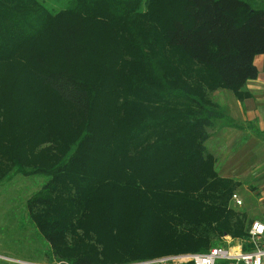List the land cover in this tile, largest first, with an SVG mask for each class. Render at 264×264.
I'll return each instance as SVG.
<instances>
[{"label":"trees","instance_id":"16d2710c","mask_svg":"<svg viewBox=\"0 0 264 264\" xmlns=\"http://www.w3.org/2000/svg\"><path fill=\"white\" fill-rule=\"evenodd\" d=\"M66 1L0 0V183L48 178L27 209L51 255L127 264L248 238L230 207L242 183L205 143L226 117L209 92L243 99L258 76L264 9Z\"/></svg>","mask_w":264,"mask_h":264},{"label":"rangeland","instance_id":"374dc122","mask_svg":"<svg viewBox=\"0 0 264 264\" xmlns=\"http://www.w3.org/2000/svg\"><path fill=\"white\" fill-rule=\"evenodd\" d=\"M51 9L64 7L66 0H41ZM255 9H264V0H249ZM230 91L231 90H226ZM209 96L215 99L214 91ZM219 99V98H218ZM226 102V97H221ZM219 105H223L219 99ZM226 111L225 106H223ZM261 145H259L260 147ZM259 149V153L262 151ZM255 151H253L254 153ZM236 154V152H235ZM262 154V153H261ZM264 156V155H263ZM217 169V168H216ZM217 170H220L217 169ZM235 193L243 201V206L235 207L232 199L230 207L238 215H245L248 227L255 222L264 223V158H260ZM48 178L42 176H24L12 173L0 183V264H52L55 259L51 254L48 241L31 220L27 202L41 190ZM234 193V194H235ZM241 241L244 248L249 247V238L238 239L225 236L218 245L236 246ZM216 246V247H217ZM214 248V247H213Z\"/></svg>","mask_w":264,"mask_h":264},{"label":"crops","instance_id":"0c3cea01","mask_svg":"<svg viewBox=\"0 0 264 264\" xmlns=\"http://www.w3.org/2000/svg\"><path fill=\"white\" fill-rule=\"evenodd\" d=\"M254 61L258 76L243 87L247 97L239 99L227 89L214 91L212 100L220 109L225 106L226 117L207 128L210 138L205 143L207 152L216 160V168H220L219 175L238 182L249 177L259 159L264 158L263 152H258L261 147L264 151V136L258 134L264 133V54L257 55ZM221 97H226L225 105ZM218 98L223 105H219Z\"/></svg>","mask_w":264,"mask_h":264},{"label":"built area","instance_id":"2783aa9c","mask_svg":"<svg viewBox=\"0 0 264 264\" xmlns=\"http://www.w3.org/2000/svg\"><path fill=\"white\" fill-rule=\"evenodd\" d=\"M232 202L235 207L243 206V201L237 193L233 194ZM250 250H245L241 241L236 246L219 245L207 253L179 254L165 256L154 260L138 261L127 264H218L228 261V264H264V223L255 222L249 233ZM236 247L238 251H235ZM52 264H71L68 261H55Z\"/></svg>","mask_w":264,"mask_h":264},{"label":"bare ground","instance_id":"6f19581e","mask_svg":"<svg viewBox=\"0 0 264 264\" xmlns=\"http://www.w3.org/2000/svg\"><path fill=\"white\" fill-rule=\"evenodd\" d=\"M235 251H238V248L236 247Z\"/></svg>","mask_w":264,"mask_h":264}]
</instances>
